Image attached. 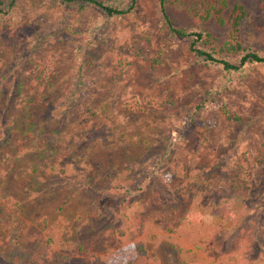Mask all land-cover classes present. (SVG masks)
<instances>
[{
    "label": "rangeland",
    "instance_id": "374dc122",
    "mask_svg": "<svg viewBox=\"0 0 264 264\" xmlns=\"http://www.w3.org/2000/svg\"><path fill=\"white\" fill-rule=\"evenodd\" d=\"M242 1L253 6L255 38L264 49V11L254 0ZM11 15L0 29V80L7 72L22 86L5 88L0 98V264H10L5 259L14 253L25 254L22 264H126L137 236L156 264H182L188 249L203 264H221L243 233L250 257L264 264V65L229 81L218 67L198 63L188 42L170 43L159 0H137L132 14L110 20L50 0H19ZM83 33L94 48L90 69L80 73ZM130 45L142 54L121 71L113 64L115 50ZM50 55L57 56L51 87L27 109L39 132L27 134L15 124L27 107L19 89L38 98L28 84L34 87V67ZM201 102L206 105L196 112ZM57 133L64 135L58 152L39 159L34 171L31 150ZM167 149L160 171L171 181L157 198L130 206L122 195H106L126 168L156 178L154 155ZM242 159L251 195L233 208L250 212L236 231L212 201L230 194L228 178ZM192 207L197 227L182 225ZM149 217L159 225L152 233L136 223Z\"/></svg>",
    "mask_w": 264,
    "mask_h": 264
},
{
    "label": "trees",
    "instance_id": "16d2710c",
    "mask_svg": "<svg viewBox=\"0 0 264 264\" xmlns=\"http://www.w3.org/2000/svg\"><path fill=\"white\" fill-rule=\"evenodd\" d=\"M18 1L0 0V29H5L8 26L12 18L11 14L16 8ZM50 1L53 5L67 8L77 15L91 9L96 10L104 20L129 16L135 10L137 2V0ZM254 1L256 2L255 7L264 11V0ZM159 6L164 21L163 30L170 43L174 45L175 40L188 42L189 51L195 56L197 62L206 66L218 67L223 72L226 80L243 79L251 73L255 66L264 65V49L259 47L255 38L256 28L252 11L253 6L248 7L242 0H159ZM184 18L188 19V21L185 22ZM215 27L222 28L221 32ZM82 35L87 37V33ZM88 39L89 37L86 38L87 46L78 48L76 53V62L80 73L88 71L92 65L88 59V50L93 49L94 44H90ZM141 54L142 51L141 53L137 52L135 47L131 45L121 47L115 50L113 64L119 70L124 71L130 65V57L138 58ZM56 63V55H50L36 63L34 72L37 76L34 81V87L33 84H28V87L31 90L30 93H33L38 98L24 95L23 91L19 89L20 99L27 107H24L25 116L21 118V122L15 121L16 129L24 127V132L27 134L34 130L32 135L39 132L36 125L29 120L27 109L45 97L42 91L46 90V86L47 89L51 87L49 76L54 71ZM15 79V76L12 77L7 72L2 75L0 80V98L5 88H21L22 82L16 86L14 85ZM158 100V98L153 100L155 102L154 105L161 107ZM205 105L206 103L204 102L196 104V112H201ZM127 107L133 110L134 106L128 105ZM234 119H237V117L234 116ZM63 136L61 133H57L56 136H50V139L44 140L43 145L40 146L41 148H33L31 150L34 155L28 162L31 163L30 166L35 167L34 171L38 167L36 163L39 159L58 152L57 142H62ZM152 147V142L146 140V150L149 151ZM169 155V149L164 153V156L154 155L157 161L155 162L153 175L156 178L145 177L143 174H138L130 168H126L115 176L114 185L106 192V195L109 193L122 195L124 201H132L130 206H133L136 202L144 203L147 195H152L154 200L157 198V192H159L160 188L162 189L164 185H167V182L171 181L163 178L162 171H160L162 161L168 159ZM227 189L230 194H227L226 198L220 201L213 200L212 208L232 224V229L237 231L243 228L250 212L248 207L236 210L233 208L235 201H244L251 195L250 170L246 159H242L236 173L228 178ZM200 221L197 207H192L185 213L182 225L197 227V224H201ZM136 223H139L140 228L144 226L143 232L146 233H152L159 228L156 218L152 219L149 217L143 224H141L139 219H136ZM160 233L159 230L156 231L152 235L151 240L156 239V236H159ZM118 234L126 235L122 230ZM247 238L248 234L243 233L242 238L237 241L235 250L225 254L222 263H220L240 264L245 262L247 264H257L256 260L250 257L249 248L251 245L245 242ZM90 247L99 248L96 242H93ZM90 247H87L86 250H89ZM179 249L180 252L183 250L181 245ZM109 251L112 252L113 249H109ZM24 257L25 254L18 255L14 253L5 260L10 264H22ZM125 259L126 264H156L155 259L153 260L150 257L148 245L138 236L134 241V248L127 253ZM181 262L182 264H203L199 256L190 249L186 251V257L182 258Z\"/></svg>",
    "mask_w": 264,
    "mask_h": 264
},
{
    "label": "crops",
    "instance_id": "0c3cea01",
    "mask_svg": "<svg viewBox=\"0 0 264 264\" xmlns=\"http://www.w3.org/2000/svg\"><path fill=\"white\" fill-rule=\"evenodd\" d=\"M256 263H257V261H256ZM258 264V263H257Z\"/></svg>",
    "mask_w": 264,
    "mask_h": 264
}]
</instances>
